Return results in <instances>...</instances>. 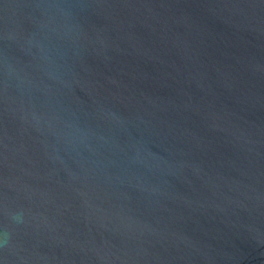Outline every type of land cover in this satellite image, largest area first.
Returning a JSON list of instances; mask_svg holds the SVG:
<instances>
[{
    "label": "water",
    "instance_id": "95a60500",
    "mask_svg": "<svg viewBox=\"0 0 264 264\" xmlns=\"http://www.w3.org/2000/svg\"><path fill=\"white\" fill-rule=\"evenodd\" d=\"M0 264H264V0H0Z\"/></svg>",
    "mask_w": 264,
    "mask_h": 264
}]
</instances>
